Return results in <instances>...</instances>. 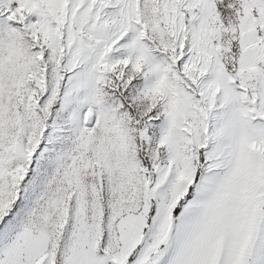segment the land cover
I'll list each match as a JSON object with an SVG mask.
<instances>
[{"label":"snow or ice","instance_id":"6c2138e0","mask_svg":"<svg viewBox=\"0 0 264 264\" xmlns=\"http://www.w3.org/2000/svg\"><path fill=\"white\" fill-rule=\"evenodd\" d=\"M0 264H264V0H0Z\"/></svg>","mask_w":264,"mask_h":264}]
</instances>
